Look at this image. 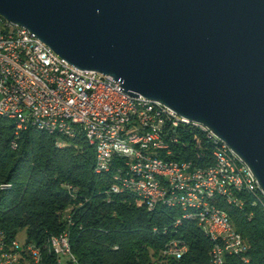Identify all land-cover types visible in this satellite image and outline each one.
Returning <instances> with one entry per match:
<instances>
[{"label": "water", "instance_id": "95a60500", "mask_svg": "<svg viewBox=\"0 0 264 264\" xmlns=\"http://www.w3.org/2000/svg\"><path fill=\"white\" fill-rule=\"evenodd\" d=\"M0 17L204 125L264 195V0H0Z\"/></svg>", "mask_w": 264, "mask_h": 264}, {"label": "trees", "instance_id": "16d2710c", "mask_svg": "<svg viewBox=\"0 0 264 264\" xmlns=\"http://www.w3.org/2000/svg\"><path fill=\"white\" fill-rule=\"evenodd\" d=\"M15 131L0 116V230L8 242L23 231L21 246L41 247L48 264H57L48 241L62 232L75 259L67 264H211L213 243L195 221L182 219L178 207L148 210L136 194L113 192L118 182L111 171L95 173L94 146L84 137L60 146L62 138L31 126ZM182 152L199 166L212 164L209 154L201 161L195 149ZM238 196L240 208L220 206L245 240L247 262L227 256L224 264H264V197L259 191ZM173 240L187 246L180 258L163 254Z\"/></svg>", "mask_w": 264, "mask_h": 264}, {"label": "built area", "instance_id": "2783aa9c", "mask_svg": "<svg viewBox=\"0 0 264 264\" xmlns=\"http://www.w3.org/2000/svg\"><path fill=\"white\" fill-rule=\"evenodd\" d=\"M119 88L120 83L112 77L73 67L47 49L35 34L34 38H27L25 34H17L7 21L0 20V108L18 110L20 118L26 119V126L33 125L28 122V114L55 119V126L64 127L61 116L75 117L82 122V129L78 130L95 137L98 134L92 131V124L103 123L101 133L121 134L126 139L127 147H134L145 157H150V166H156L157 170L175 182L184 181V189H189V196L191 187H201L203 183L220 186L215 180L216 166H199L192 158H182L186 153L182 151L189 148L196 150L198 160L204 161L206 154L198 135L185 131V125H178L180 116L169 109L170 120H174L176 131H168L166 125L161 124L160 117L149 114V111L139 112L132 105V98H146L141 95H119ZM146 136H154V143H146ZM172 139L183 140L184 148H172ZM58 143L66 142L56 140ZM104 146L108 145L101 144L98 149ZM157 156L170 157V164L159 165ZM102 161L119 163L121 168L130 171L133 182L141 185V188L152 190L153 203L181 200L182 196L167 197L168 188L150 176H144L143 165H134L127 156L102 157ZM236 164L246 167L237 160ZM225 196L239 200L237 193L232 191H225ZM199 197L196 196V200ZM145 205L152 204L141 203V206ZM202 207L214 208V205L202 204ZM200 219L211 224L217 237L228 238L229 244L236 248V257L241 261L247 258L246 253L240 252V243L245 240L235 228L234 231H227L221 222L209 220L207 216ZM56 236L65 264L69 261L75 263L68 233L62 232ZM186 250L185 244L173 240L163 250V254L180 258ZM209 257L211 262V259L227 256H221L217 248L216 252H209ZM0 264L48 263L43 260L41 247L34 243L21 246L18 240L8 242L0 230Z\"/></svg>", "mask_w": 264, "mask_h": 264}, {"label": "bare ground", "instance_id": "6f19581e", "mask_svg": "<svg viewBox=\"0 0 264 264\" xmlns=\"http://www.w3.org/2000/svg\"><path fill=\"white\" fill-rule=\"evenodd\" d=\"M12 28L17 34H25L27 38H34V33L27 29L15 26H12ZM45 46L47 49H50L46 44ZM119 95H128V93H125L122 88H119ZM132 105L139 112L149 111V114L160 117L161 124L166 125L168 131H176V124H174V120H170V110L166 107L154 103L151 100L140 98H132ZM0 116L10 119L18 133L31 126L48 134L57 135L63 139L62 141L80 136L84 137L88 144L94 146L95 173L100 174L111 171L114 180L118 182V186L113 188V192L128 190L136 194L139 198L141 197L140 199L145 204H152L146 205L148 210L153 209L157 204L178 207L181 210L182 219L195 221L203 234L212 241L213 245L210 252H216L218 248L221 256H236V248L229 244L228 238L217 237L216 232L211 229V224H207L204 219L200 218L207 216L209 220L221 222L227 231H234V225L231 219L220 204L240 208L243 200L240 198L239 200H233L231 196H225V191L237 193V196L239 193L247 195L250 193L255 194L256 191L261 193V191L257 188L255 178L249 169L236 164V160L237 162H243L228 148L224 141L215 137L204 125L182 117L178 118V125H185V131L198 135V139L204 147L205 154H209L212 159V166H216L215 180L220 186L203 183L201 187H191L189 196V189H184V181L175 182L167 174H163L162 171L157 170L156 166H150V157H145L134 147H127L126 139L122 138L121 134L101 133L103 131V123L92 124V131L94 134H98L95 137L78 130L82 129V122L75 117L61 116V123L65 124L64 127L55 126V119H46L45 116H37L35 114H28V122L33 125L26 126V119L20 118L19 111L13 109L0 108ZM176 116L178 115L176 114ZM146 143H154V136H146ZM101 144H107L108 146L98 149ZM58 145L64 146L65 143H58ZM181 145H184L183 140L172 139V148H177V146L180 147ZM108 156L109 158H125L127 156L133 160L134 165H143L144 176H150L155 182L167 187V197L182 196L181 200L154 201L153 203L152 190L141 188V185L133 182V174L121 168L119 163L102 161V157ZM234 157H236V160ZM157 163L159 165L170 164V157L157 156ZM196 196H200L199 200H196ZM261 196L264 197L262 193ZM241 197L243 198L242 195ZM202 204H213L214 208L202 207ZM48 242V252L55 257L57 264H61L63 257L58 247L57 236L51 237ZM246 251V243L241 242L240 252L246 253ZM242 260L247 262L246 258H242ZM224 262L225 258L211 259V264H224Z\"/></svg>", "mask_w": 264, "mask_h": 264}, {"label": "rangeland", "instance_id": "374dc122", "mask_svg": "<svg viewBox=\"0 0 264 264\" xmlns=\"http://www.w3.org/2000/svg\"><path fill=\"white\" fill-rule=\"evenodd\" d=\"M17 238H18L17 240L22 243L24 241V232L23 231H19ZM61 264H65V262L62 260Z\"/></svg>", "mask_w": 264, "mask_h": 264}]
</instances>
